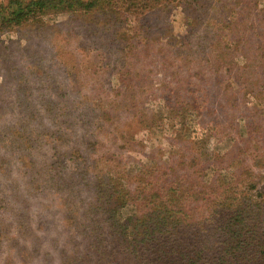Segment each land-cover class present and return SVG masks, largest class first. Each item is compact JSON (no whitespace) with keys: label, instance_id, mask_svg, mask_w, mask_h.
Listing matches in <instances>:
<instances>
[{"label":"rangeland","instance_id":"obj_1","mask_svg":"<svg viewBox=\"0 0 264 264\" xmlns=\"http://www.w3.org/2000/svg\"><path fill=\"white\" fill-rule=\"evenodd\" d=\"M7 1L0 0V3ZM223 4H227L226 9L222 8ZM207 5H214V12H205ZM162 12H151L145 17L141 15L138 27L144 30L141 31L140 37L145 36L147 42H139L138 39L132 41L136 48V63L132 71L129 70L134 79L132 87L129 84L130 90L124 88V71H121V74L111 72L109 76L106 73L97 76L109 77V85L101 80L91 79L88 83H82L85 77L82 81L67 79L64 73L66 63L82 70L89 65L100 66L97 63L100 58H94V51H116L118 46L113 44L109 36L117 37L130 30L126 26L117 25L106 33H95V30L99 29L92 27L82 33L78 22H72L69 24V31L64 29L68 25H64L59 28L60 32L56 26L64 22L70 23L68 16L50 15L0 35V69L7 72V69L21 68L25 70V81L28 78L26 84H23L16 81L19 74L8 71L11 82L7 84L12 86L16 94L19 86L25 85L28 98L34 100L36 106L33 117H30L29 112L22 114L11 106L8 111L3 112L5 109H0V124L3 126L1 130H8L5 141H10V132L23 131L24 128H34V135L42 138L41 150L32 158L25 157L33 162V168L24 167L21 161L13 156L15 150L13 153L6 151V148H0V159L5 160L0 167V264H47L48 258L51 259V264H66L64 259L74 260V257L78 259L74 264H94L93 260H84L85 255L90 256L86 246L87 240L75 231L76 227L66 224L61 204L54 201L52 187L40 182L44 181V176H49L47 167L53 161L50 156L54 154L55 148L65 152L73 145L80 144L81 150L74 153L73 157L79 161L88 159L86 166H98L90 168L93 172H107L112 169L114 158L117 162L121 159L128 161L130 158L127 163L131 164L132 171H136L140 164L149 166L159 160L178 162V159L182 161L180 153L184 151L187 153V158L184 159L188 164L198 160L209 168L216 154L232 149L233 154H239L241 151L236 157L241 159L242 155L245 158L243 163L255 165L253 168L258 176L255 181L260 182L261 186L264 185V167L258 163L253 164L250 161V152L245 148L252 147L262 154L264 150L261 151L260 148L264 147V134L258 135L250 127L253 130L248 140L250 143L243 141L249 137L245 123H254L257 119L261 121L258 117L252 118V114L253 111L264 108V92H258L260 95H257V99L252 96L245 100L239 98L237 106L240 107L236 110L230 104L237 91L236 83L231 84L234 76L240 78L239 84L249 82L245 76L256 83L257 79L264 76V71L261 73L253 60L245 61L237 51L233 65L229 68L236 65V68L242 69L234 68L233 71L232 68L231 76L229 69L223 65L225 70L215 73V66L207 61L213 56L208 54V57H203L205 50L195 47L194 41L190 42L192 47L187 45L182 48L177 42L172 46L168 40L183 39L189 30L186 24L190 13L197 17V25L200 18L206 19L197 28L204 26L206 33L213 32L214 39H218L215 35H219L220 40L226 44L229 29L236 19L239 26L243 24L242 28L246 31H252L260 21L264 22V0H176L168 12ZM240 16L243 22H240ZM210 17L214 19L208 27ZM244 24H247L246 28ZM200 30L204 31L201 28ZM261 30H264V26ZM64 51L67 52L66 55ZM119 66L114 65V70ZM125 68L126 65L124 70ZM39 70L47 72L48 76L40 77ZM223 74L224 77L220 79ZM42 78H45L44 81ZM3 79L4 75L0 74V82ZM181 84H186L184 89ZM112 88L122 91L118 96H113ZM164 89L168 92L171 90L169 101L185 95L186 98H192L198 106L196 112L188 109L185 116L182 115L187 133L183 139L176 136V130L181 127L180 119L177 118L180 113L170 111L169 107L163 108L168 97V92H164ZM261 90L264 89L260 88L259 91ZM15 97L12 94L6 100L15 101ZM48 99L52 101L53 115L54 111L56 112L54 118L43 116L45 112L39 106L41 100ZM99 100L102 103L104 100L106 104L116 100L120 107L111 111L109 120L96 108V116L91 118L95 122L93 126L87 123L85 109L77 106L75 102L82 101L85 106L89 101L100 104L96 102ZM54 102L58 104L55 109ZM214 123L220 126L219 132L212 133ZM54 134L65 135L67 140H54ZM214 134L216 137H213ZM127 139H132L131 149H120L124 143L122 140ZM87 141L94 143V146L88 145ZM192 149H197L200 156L194 152L189 156ZM73 157L67 155L65 158L71 161ZM236 164L239 166L240 163ZM191 165L193 166L192 163ZM210 173L209 170V176ZM17 198L19 203L15 202ZM131 209L127 207L122 210L121 216L125 218L131 213ZM23 210H27L28 216V219L22 220L24 227L18 222ZM36 240H39L40 246L38 256L26 257V249H29L33 242H37ZM111 245L114 247L116 243Z\"/></svg>","mask_w":264,"mask_h":264},{"label":"trees","instance_id":"obj_2","mask_svg":"<svg viewBox=\"0 0 264 264\" xmlns=\"http://www.w3.org/2000/svg\"><path fill=\"white\" fill-rule=\"evenodd\" d=\"M175 1L8 0L6 3H0V35L50 15L68 16L70 23L64 22L56 26L60 32L59 28L64 25H68L64 29L69 31V24L72 22H78L82 33L92 27L99 29L95 30V33L101 31L106 33L117 25L126 26L130 30L117 37L109 36L113 44L118 46L116 51L93 50L94 58H100L97 62L100 66L89 65L82 70L75 65L70 67L66 63L64 73L67 79L82 81L85 77L82 83H88L91 79L101 80L109 85V77L98 78L100 74L106 73L109 76L111 72L121 74V71H124V88L130 90L134 79L130 76L129 70L132 71L136 63L134 57L136 48L132 41L138 39L139 42H147L145 36L140 37L141 31L144 30L138 27L141 15L145 17L155 11L166 13ZM226 7L227 4H223L222 8L226 9ZM206 10L208 13L214 12V5L205 6V12ZM213 19L214 17H210L207 26ZM204 21L205 18H200L199 25ZM240 22H243L242 16ZM199 25H197V17L188 13L186 26L189 30L182 37L183 39L168 40L172 46L177 42L182 48L191 46L190 42L194 41L195 47L205 50L203 57H208V54L213 56L207 61L215 66V73L225 70L223 67L225 65L232 76L236 65L232 67L233 71L229 67L233 65L237 56L234 54L237 51L245 61L253 60L255 66L263 73L264 30H261L264 26L263 21H260L252 31H246L242 28L243 24L239 26V21L236 19L229 29L226 44L220 40L219 35H215L218 39H214L213 32L206 33L204 26L200 27L204 30L201 31L197 28ZM244 26L246 28L247 24ZM64 53L67 54L65 51ZM217 53L220 54L216 55ZM114 65L120 66L114 70ZM124 65H126L125 70ZM240 69L242 68H236V70ZM7 70L19 74L16 81L26 84L28 78L25 81V70L21 68ZM8 71L0 69V74L4 75L3 81L0 82V109H5L2 110L3 112L8 111L11 106L22 114L29 112L30 117L35 116V102L28 98L27 87L20 85L16 94L12 86L7 84L11 82ZM33 71L35 72V69ZM135 73L137 74L136 71ZM77 74L80 78L76 76ZM39 75L45 77L48 73L39 70ZM222 77L224 74L220 79ZM245 77L249 82L244 84H239L241 80L237 76L232 79L231 84L237 85L235 96L230 101L234 110L240 107L237 106L239 98L245 100L252 96L257 99V95H260L258 92L261 94L264 92V90L259 91L260 88L264 89V76L257 79L256 83L253 79ZM44 79L42 78L43 81ZM181 86L184 89L186 84ZM115 88H112V95L118 96L122 90ZM164 92L168 90L164 89ZM12 94L16 96L15 101L6 100ZM170 98L171 90L163 108L169 107L170 111L180 113L177 118L180 119L181 127L176 130V136L183 139L187 133L182 117L188 109L196 112L198 106L192 98H186L185 95L174 98L172 102L169 101ZM81 102L75 103L85 109L87 123L93 126L95 122L91 118L96 116V108H99L101 115L109 120L111 111L120 107V103L116 100H111L109 104L104 100L105 104L100 100L96 101L100 104L89 101L85 106ZM241 102L246 103V101ZM57 105L54 102V109ZM39 106L45 112L43 116L54 118L56 112L54 111L53 115L50 99L41 100ZM255 117L261 121L257 119L256 122H251L252 124L245 123V130L249 135L248 139L243 140L245 143H250L248 140L251 138L252 128L258 135L264 134V108L253 111L252 118ZM219 127L214 123L212 133L219 132ZM1 128L3 126L0 124V148H6V151L13 153L15 150L13 156H16L24 167H35L33 162L25 158L26 156L32 158L41 150L42 138L34 135L35 129L24 128L23 131L10 132L8 137L10 141L6 142L8 130ZM213 137H216V134ZM54 140L64 141L67 140V136L54 134ZM122 141L124 143L120 149L124 147L131 149L132 139ZM88 145L94 146V143L88 142ZM245 148L250 152V161L264 167V151L261 154L252 147ZM261 148V151L264 150V147ZM80 150V144L73 145L65 152L55 148L54 154L50 156L53 160L50 162L52 164L49 163L47 167L49 176H44V181L40 182L52 187L54 201L55 203L59 201L61 204L66 224L76 227L75 231L87 240L86 246L90 256L85 255V261L93 260L94 264H264V185L261 186L260 182L255 181V178H258L253 168L255 165L243 163L245 158L242 155L241 159L236 157L241 151L239 154L237 152L233 154L231 149L229 152L216 154L209 168L207 164H202L196 158H192L194 161L197 160L196 163L190 161L188 164L184 159L187 158V153L184 151L180 153L182 161L178 159V162L159 160L149 166L140 164L136 171H132L131 164L127 163L130 158L127 159L128 161L121 159L120 162L115 161L114 158L112 169L107 172H93L90 168H98V166H86L85 162L88 159L79 161L73 157L74 153H79ZM192 152L200 156L197 149H192L189 156ZM67 155L73 157L71 161L65 158ZM96 161L98 160H92V162ZM4 162L5 160L0 159V167ZM236 162L240 163L239 166ZM15 202L19 203V198ZM127 207L132 208L131 213L123 218L121 211ZM23 211H21L23 219L19 218L18 221L22 227L25 225L22 220L28 219L27 210ZM113 242L116 243L114 247L111 245ZM38 243L39 240L30 245L31 251L26 249V257L38 256L40 252ZM73 259L67 258L63 261H66V264H74L78 261L75 257ZM48 260L47 264H51V259Z\"/></svg>","mask_w":264,"mask_h":264}]
</instances>
